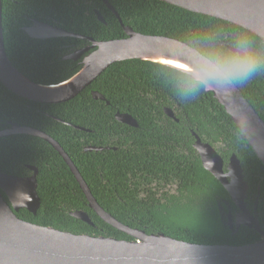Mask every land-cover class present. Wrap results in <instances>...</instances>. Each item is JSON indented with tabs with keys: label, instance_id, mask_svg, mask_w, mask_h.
<instances>
[{
	"label": "trees",
	"instance_id": "trees-1",
	"mask_svg": "<svg viewBox=\"0 0 264 264\" xmlns=\"http://www.w3.org/2000/svg\"><path fill=\"white\" fill-rule=\"evenodd\" d=\"M125 27L149 36L177 39L199 52L217 48L227 55L238 42L264 54V44L245 30L159 0H107ZM95 11L105 23L98 21ZM35 22L96 42L121 40L126 34L102 0H2L6 54L23 76L38 85H56L74 75L81 59H64L89 42L63 37L30 38L23 29ZM87 45V46H88ZM181 72L156 63L126 60L110 65L75 98L61 104H39L9 92L0 83V131L11 124L51 137L73 162L98 205L115 220L146 235L164 234L197 245L242 246L257 242L252 230L231 235L216 214L214 196H224L219 182L200 163L192 147L196 134L222 158L235 154L243 165L248 195H259L258 220L264 231V166L211 93L195 99L179 96ZM264 122V72L239 87ZM101 94L94 100L90 92ZM108 103V104H106ZM172 111L174 119L164 110ZM128 114L137 127L121 124L115 114ZM74 127H77L75 129ZM109 147L84 151L85 147ZM111 148H116L115 150ZM37 169L40 207L16 216L26 222L76 235L134 239L98 217L61 156L44 140L28 135L0 138V173L29 177ZM154 180L180 185L179 196L156 198ZM187 193L184 198L183 194ZM196 198L194 199V197ZM216 201V200H215ZM84 212L92 226L70 213Z\"/></svg>",
	"mask_w": 264,
	"mask_h": 264
},
{
	"label": "water",
	"instance_id": "water-1",
	"mask_svg": "<svg viewBox=\"0 0 264 264\" xmlns=\"http://www.w3.org/2000/svg\"><path fill=\"white\" fill-rule=\"evenodd\" d=\"M113 12L121 24L126 38L121 40L96 42L63 31L55 26L35 22L23 31L32 39L74 37L87 40L89 45L77 50L64 59L78 61L80 69L69 79L56 85H38L23 76L10 62L2 31V0H0V83L14 95L39 104H61L78 96L90 86L110 65L126 61L140 60L156 63L175 70L184 68L181 59H189L197 51L192 46L174 38L147 36L125 27L119 16ZM183 10L208 16L233 24L254 35L264 44V0H159ZM97 19L105 23L95 11ZM231 52L239 51L228 47ZM180 72V71H179ZM213 99L220 105L239 133L264 166V122L246 100L238 87L230 91L208 89ZM94 100L104 101L98 92L91 91ZM108 104V103H106ZM165 114L174 119L173 113L165 109ZM121 124L137 127L135 120L128 114H115ZM77 129V127H74ZM28 135L47 142L68 166L77 181L88 207L106 224L132 237L134 241H119L113 238L76 235L50 227H42L19 219L16 213L24 209L35 214L40 207L37 195V169L29 177H17L0 173V264H264V231L258 216L253 217L250 227L260 239L242 246L197 245L178 241L164 234L146 235L143 231L131 229L115 220L105 212L91 195V192L73 162L55 140L38 130L11 124L0 131V138L11 135ZM195 138V149L201 158L205 171L209 172L229 194L231 201L244 212L248 184L243 171L233 155L230 174H224L223 161L216 151L199 137ZM84 151H102L101 148L85 147ZM215 161L212 168L211 161ZM230 178V181L227 179ZM259 195L255 202H258ZM70 215L92 226L84 212ZM241 215L237 220H241Z\"/></svg>",
	"mask_w": 264,
	"mask_h": 264
},
{
	"label": "clouds",
	"instance_id": "clouds-1",
	"mask_svg": "<svg viewBox=\"0 0 264 264\" xmlns=\"http://www.w3.org/2000/svg\"><path fill=\"white\" fill-rule=\"evenodd\" d=\"M237 47L243 55H227L217 48H209L202 53L195 52L187 60L181 59L184 68L178 70L181 72L179 96L189 100L208 89L230 91L264 72V54L250 50L246 41L238 42ZM215 163L211 161L212 168Z\"/></svg>",
	"mask_w": 264,
	"mask_h": 264
},
{
	"label": "flooded vegetation",
	"instance_id": "flooded-vegetation-1",
	"mask_svg": "<svg viewBox=\"0 0 264 264\" xmlns=\"http://www.w3.org/2000/svg\"><path fill=\"white\" fill-rule=\"evenodd\" d=\"M87 45L84 46L83 48L87 47ZM88 147H92V146H88ZM192 147L195 150V153L198 156L200 163H201V158L199 156V153L195 149V138H194V142L192 144ZM99 148H101L102 151H103V149H106V150L109 149V147H104V148L99 147ZM212 148L221 157L219 152H217L216 148L215 147H212ZM111 149L115 150L116 148H111ZM233 155L236 157V161L239 162V165L243 171V175L245 176V179L247 181L246 172L243 168L241 160L235 154L229 155L228 157H226V159L221 157V159L223 161V166H222L223 173L224 174L229 173V170L232 167L231 166V159H232ZM227 179L230 181L229 177H227ZM247 184H248V181H247ZM179 186L180 185L178 184L177 181H176V184L174 182H171L169 184H163V182H159L158 180H154L153 183L151 184L150 188L154 193L153 195L157 199L159 198L160 201L163 202V199L166 197L170 198L172 195H174L175 197H178L180 195L178 192V189L180 188ZM248 190H249V184H248ZM224 192H225L224 196L218 197V196L212 195L213 198L211 200L208 199L209 202H212V203L215 202L214 208H215L216 214H217L218 219L220 220L222 226L226 230H228L232 236L237 235L238 233L242 232L243 230H252L248 226H250L252 224L255 212H256V215L258 216L257 205L255 207V202L257 200L258 194H256L254 196V198H252V197H249L248 191H247V195H246V199H245L246 209L243 212L240 209V207H238L236 204H234L231 201L229 194L225 190H224ZM183 196H184V198H182L181 201H183L185 199V197L187 196V193H184ZM195 198H196V196L194 197V199ZM238 215H241L240 216L241 220H237Z\"/></svg>",
	"mask_w": 264,
	"mask_h": 264
}]
</instances>
